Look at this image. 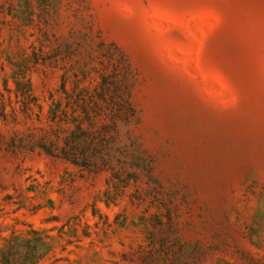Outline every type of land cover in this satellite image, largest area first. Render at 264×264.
I'll list each match as a JSON object with an SVG mask.
<instances>
[{"label": "rangeland", "instance_id": "rangeland-1", "mask_svg": "<svg viewBox=\"0 0 264 264\" xmlns=\"http://www.w3.org/2000/svg\"><path fill=\"white\" fill-rule=\"evenodd\" d=\"M0 94V264H264V0H0Z\"/></svg>", "mask_w": 264, "mask_h": 264}, {"label": "trees", "instance_id": "trees-1", "mask_svg": "<svg viewBox=\"0 0 264 264\" xmlns=\"http://www.w3.org/2000/svg\"><path fill=\"white\" fill-rule=\"evenodd\" d=\"M17 91H19V86L16 87ZM7 90V89H6ZM8 92V91H7ZM27 92L30 93L31 89L30 86H27ZM9 106V102L6 101L3 95L0 94V119L6 118L7 115V107Z\"/></svg>", "mask_w": 264, "mask_h": 264}]
</instances>
